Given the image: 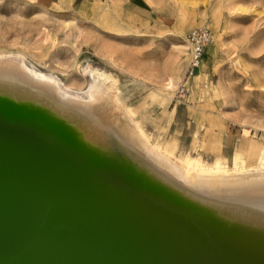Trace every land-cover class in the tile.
Segmentation results:
<instances>
[{"label": "bare ground", "instance_id": "1", "mask_svg": "<svg viewBox=\"0 0 264 264\" xmlns=\"http://www.w3.org/2000/svg\"><path fill=\"white\" fill-rule=\"evenodd\" d=\"M89 72L84 98L0 55V264H264V164L156 149Z\"/></svg>", "mask_w": 264, "mask_h": 264}, {"label": "rangeland", "instance_id": "2", "mask_svg": "<svg viewBox=\"0 0 264 264\" xmlns=\"http://www.w3.org/2000/svg\"><path fill=\"white\" fill-rule=\"evenodd\" d=\"M197 27L215 42L191 76L186 37ZM0 55L21 57L84 98L89 68L104 72L119 99L113 113L176 159L208 166L229 154L232 167L240 155L248 172L264 164V0H0ZM176 110L194 122L186 144L185 123L171 126ZM225 138L234 148L223 154Z\"/></svg>", "mask_w": 264, "mask_h": 264}, {"label": "built area", "instance_id": "3", "mask_svg": "<svg viewBox=\"0 0 264 264\" xmlns=\"http://www.w3.org/2000/svg\"><path fill=\"white\" fill-rule=\"evenodd\" d=\"M186 42L190 52L188 73L195 76L200 71L207 48L215 42L214 34L209 27H197L188 33ZM178 93L179 96L186 95L187 86L182 84Z\"/></svg>", "mask_w": 264, "mask_h": 264}, {"label": "crops", "instance_id": "4", "mask_svg": "<svg viewBox=\"0 0 264 264\" xmlns=\"http://www.w3.org/2000/svg\"><path fill=\"white\" fill-rule=\"evenodd\" d=\"M211 66V62H210V60L209 61H207V62H205V66H202V70H201V75H205L207 72H206V70H207V68L208 67H210ZM175 116H174V121H173V123L171 124V126L172 125H176V127L178 126V125H180L181 123H185V125H184V130L186 131V134H185V136H184V138L181 140V142H183V143H187V140L189 139V136H191L190 134H189V132H190V130L192 129V124L194 123L193 121H191V120H189V119H187L186 117H185V120H182V118H180V117H178V110H176L175 111V114H174ZM177 119H178V121H177ZM177 133H179L178 131H177ZM178 135V137L181 135V133L180 134H177ZM234 147H233V145H232V143H231V140H230V138H225V139H222V148H221V153H223L224 154V152H226V151H231L232 149H233ZM225 155V158L226 159H228V158H230L231 157V155H229V154H224ZM185 157H188V158H192V157H189V156H185ZM193 159V158H192ZM226 159H222V158H220V157H218L217 159H216V161L214 162V163H212V164H210V165H213V164H215V163H225L226 162ZM197 160V159H196ZM200 161V160H199ZM202 162V161H201ZM202 163H204V162H202Z\"/></svg>", "mask_w": 264, "mask_h": 264}]
</instances>
